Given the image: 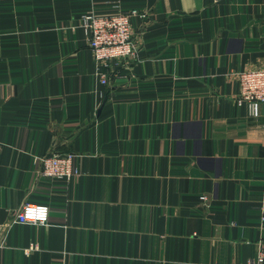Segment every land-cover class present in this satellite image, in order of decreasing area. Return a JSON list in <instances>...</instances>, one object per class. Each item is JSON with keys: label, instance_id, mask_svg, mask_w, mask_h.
<instances>
[{"label": "crops", "instance_id": "1", "mask_svg": "<svg viewBox=\"0 0 264 264\" xmlns=\"http://www.w3.org/2000/svg\"><path fill=\"white\" fill-rule=\"evenodd\" d=\"M133 8L136 56L98 66L81 18ZM259 69L264 0H0V264L254 260L264 106L239 74ZM55 154L75 173L43 176ZM27 203L46 225L19 224Z\"/></svg>", "mask_w": 264, "mask_h": 264}, {"label": "built area", "instance_id": "2", "mask_svg": "<svg viewBox=\"0 0 264 264\" xmlns=\"http://www.w3.org/2000/svg\"><path fill=\"white\" fill-rule=\"evenodd\" d=\"M222 1V0H217ZM149 15L140 9H129L119 15L102 17L87 14L81 18L80 27L88 38V45L93 52L96 64L110 68L119 62L134 58L137 46L133 35V23H146ZM102 85H109L107 75H102ZM239 102L248 105L252 117H258L264 106V69L239 74ZM75 154H55L37 159L42 175L49 179L68 178L74 174L72 166ZM204 199V198H203ZM50 208L27 203L17 215L19 224L46 225L49 221ZM260 231L264 234V211L260 218ZM5 234L0 226V252L4 248ZM245 264H264V236L260 242L258 256Z\"/></svg>", "mask_w": 264, "mask_h": 264}, {"label": "rangeland", "instance_id": "3", "mask_svg": "<svg viewBox=\"0 0 264 264\" xmlns=\"http://www.w3.org/2000/svg\"><path fill=\"white\" fill-rule=\"evenodd\" d=\"M134 24V23H133Z\"/></svg>", "mask_w": 264, "mask_h": 264}]
</instances>
